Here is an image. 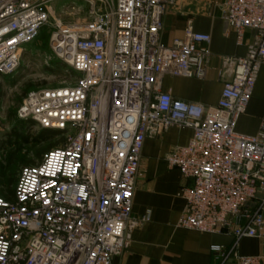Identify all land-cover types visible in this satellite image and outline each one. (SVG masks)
Instances as JSON below:
<instances>
[{
  "label": "built area",
  "instance_id": "obj_1",
  "mask_svg": "<svg viewBox=\"0 0 264 264\" xmlns=\"http://www.w3.org/2000/svg\"><path fill=\"white\" fill-rule=\"evenodd\" d=\"M56 1L0 0V79L52 25ZM83 2L87 19L53 25L50 49L64 79L30 91L17 111L64 141L21 169L13 200L0 196V264H113L130 244L144 144L174 127L193 131L167 159L185 180L178 227L233 236L231 251L213 248L220 264H264V255L236 251L243 239L264 240V121L255 136L236 130L264 65V0H224L239 42L247 31L254 37L245 57L222 60L218 76L228 80L208 108L162 90L166 76L205 79L211 58L191 27L163 45L172 0Z\"/></svg>",
  "mask_w": 264,
  "mask_h": 264
},
{
  "label": "crops",
  "instance_id": "obj_2",
  "mask_svg": "<svg viewBox=\"0 0 264 264\" xmlns=\"http://www.w3.org/2000/svg\"><path fill=\"white\" fill-rule=\"evenodd\" d=\"M224 0H172L164 18L162 43L170 47L181 39L188 27L198 35L211 53L209 70L203 80L166 76L162 90L176 99L204 107L217 106L224 82L218 70L225 58L245 57L247 44L254 34L247 31L240 43L237 34L223 19ZM264 121V65L261 67L254 92L236 130L255 136ZM193 131L171 128L161 136L147 139L140 160L129 224L130 244L114 259L113 264H220L214 247L229 252L235 238L226 234H204L178 227L186 202L180 196L185 183L181 173L170 169L167 159L178 146H187ZM147 218V220H144ZM236 251L241 256L264 255V240L243 239ZM226 264H236L230 261Z\"/></svg>",
  "mask_w": 264,
  "mask_h": 264
},
{
  "label": "rangeland",
  "instance_id": "obj_3",
  "mask_svg": "<svg viewBox=\"0 0 264 264\" xmlns=\"http://www.w3.org/2000/svg\"><path fill=\"white\" fill-rule=\"evenodd\" d=\"M51 5L54 20L52 25L45 26L37 40L22 54L21 67L10 76L0 79L2 97L0 98V176L3 169L9 177L15 176L18 180L21 169L38 163V154L47 147L46 144L33 148L31 144L17 145L16 130L33 136L40 129L34 124L18 118L17 111L26 95L37 88L55 87L64 79L62 71L65 64L52 56L50 38L54 32V23L63 25L84 21L88 17L89 6L83 0H58ZM60 137L51 143H57ZM16 153L18 159L13 166H8L7 158ZM3 168V169H1ZM1 183V179H0ZM6 186L0 184L4 191Z\"/></svg>",
  "mask_w": 264,
  "mask_h": 264
},
{
  "label": "trees",
  "instance_id": "obj_4",
  "mask_svg": "<svg viewBox=\"0 0 264 264\" xmlns=\"http://www.w3.org/2000/svg\"><path fill=\"white\" fill-rule=\"evenodd\" d=\"M2 91H1V83H0V98L2 97ZM29 123L34 124L35 122H33L32 120H27ZM15 138L18 140L16 143L17 145L21 146L22 144H31L33 148L41 146L42 144H46L47 147H45L40 154H38V162H40L43 158V156L50 152L51 150L59 147L64 139L62 137V133L59 131H55V130H50V129H40L39 133L34 134L33 136L31 135H27L24 132L22 133L17 131L15 132ZM60 137L61 141H58L57 143H51V141H53L55 138ZM4 145V143H0V145ZM18 157L16 155V153H12L11 155L8 156L7 158V162H8V166H13L15 165L16 161H17ZM3 169V168H1ZM1 185L4 184L6 186L5 190L2 191L0 189V196L5 197L8 200H13L14 198V194H15V187L17 185V179L15 176L13 177H9L6 174V170L3 169L1 176Z\"/></svg>",
  "mask_w": 264,
  "mask_h": 264
}]
</instances>
